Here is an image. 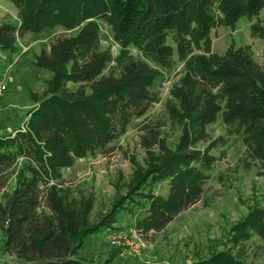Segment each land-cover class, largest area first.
<instances>
[{
    "label": "trees",
    "instance_id": "16d2710c",
    "mask_svg": "<svg viewBox=\"0 0 264 264\" xmlns=\"http://www.w3.org/2000/svg\"><path fill=\"white\" fill-rule=\"evenodd\" d=\"M7 1L18 19L0 22L1 49L18 53L20 39L48 28L69 34L35 57L52 76L41 95L31 92L35 107L23 128L0 136V230L4 253L14 257L0 264H93L81 255L89 239L115 229L135 207L145 212L142 234L163 232L205 199L210 151L223 140L212 141L209 128L219 118L264 168V66L249 47L232 44L218 54L211 41L213 30L259 16L264 0ZM101 20L114 25L117 56L101 46ZM257 30L264 40V27ZM179 64L168 119L138 123L161 102ZM167 122L181 134L174 148L162 137ZM135 123L146 157L132 158L133 176L116 184V199L98 212L94 187L66 180L64 170L81 157L114 155ZM165 180L167 194L157 195ZM235 228L246 241L256 237L264 252V209ZM196 264H215V256Z\"/></svg>",
    "mask_w": 264,
    "mask_h": 264
},
{
    "label": "rangeland",
    "instance_id": "374dc122",
    "mask_svg": "<svg viewBox=\"0 0 264 264\" xmlns=\"http://www.w3.org/2000/svg\"><path fill=\"white\" fill-rule=\"evenodd\" d=\"M17 21V9L11 1L0 0V22ZM102 36L101 46L114 56L120 52L115 40L114 25L99 21ZM258 27H264V9L259 16L241 18L235 28L222 27L211 32L212 50L224 54L234 44L235 48L249 47L254 60L264 66V40ZM255 28V29H254ZM69 31L63 27L48 28L41 34L30 33L18 42L19 52L12 53L0 48V86L4 88L0 102V136L23 128L27 114L35 103L32 93L42 94L46 82L52 74L34 65L35 57L42 50L48 51L56 37L66 36ZM174 46L172 39L168 40ZM198 53L202 49L194 46ZM178 68L169 74V80L161 88V102L155 103L146 117L137 121L167 120V105L175 102L171 95L172 85L177 81ZM69 88L75 90L76 85ZM135 123L117 143L119 147L110 157L78 158L75 164L64 170L66 180L83 185L85 189L94 187L98 212H105L116 199V184L127 182L134 174L132 158L143 162L146 150ZM162 137L169 148H174L181 134L177 127L167 122ZM212 141L223 138L216 148L210 151L215 157L206 185L205 199L193 208L179 215L163 232L142 234L138 224L145 216L139 207L124 211L115 229L89 239L82 256L93 264H196L215 256V264L229 261V258L244 261L246 264H264V252L257 249L259 240L254 237L246 241L237 233L241 222L254 211L264 209V168L248 154L240 134L233 132L222 119L209 128ZM224 142V143H223ZM210 143L203 144V151ZM155 191L166 195L168 181H162ZM121 193H124L122 191ZM114 236L130 242L144 244L140 251L130 247H115L111 244ZM4 235L0 230V263L14 261V257L3 251ZM224 261V262H223Z\"/></svg>",
    "mask_w": 264,
    "mask_h": 264
},
{
    "label": "built area",
    "instance_id": "2783aa9c",
    "mask_svg": "<svg viewBox=\"0 0 264 264\" xmlns=\"http://www.w3.org/2000/svg\"><path fill=\"white\" fill-rule=\"evenodd\" d=\"M3 94H4V88L2 86H0V102L3 98ZM111 244L112 246L115 247H120V246H127L130 247L133 251H140L141 246H144V244L142 243V241L140 240L139 243H134V242H130L128 239L126 238H122L120 236H114L111 239Z\"/></svg>",
    "mask_w": 264,
    "mask_h": 264
},
{
    "label": "crops",
    "instance_id": "0c3cea01",
    "mask_svg": "<svg viewBox=\"0 0 264 264\" xmlns=\"http://www.w3.org/2000/svg\"><path fill=\"white\" fill-rule=\"evenodd\" d=\"M65 176V175H64ZM66 178V177H65Z\"/></svg>",
    "mask_w": 264,
    "mask_h": 264
}]
</instances>
